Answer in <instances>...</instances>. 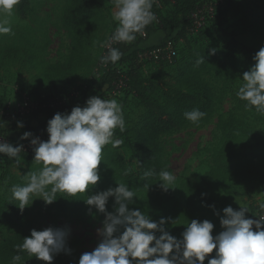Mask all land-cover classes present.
<instances>
[{"label":"rangeland","instance_id":"rangeland-1","mask_svg":"<svg viewBox=\"0 0 264 264\" xmlns=\"http://www.w3.org/2000/svg\"><path fill=\"white\" fill-rule=\"evenodd\" d=\"M31 2L33 11L29 17L20 18L15 6L9 17L11 32L0 34V108L5 110L0 126L18 131L17 135L11 136L13 145L15 140L22 139L25 132L33 135L34 132L29 128L38 123L32 115L21 117L16 114L17 104L24 99H37L40 95L57 90L73 94L78 88L85 86L98 71L103 49L101 45L118 24L112 16L116 10L114 6L106 13V20L97 28L95 41L89 49L92 58L84 60L75 50L63 25L66 0ZM206 6L207 4L199 15L203 30L197 34L190 33L188 41H204L223 47L236 44L241 50L264 47V20L258 19L264 8V0H223L212 11ZM158 8L163 14L167 13L173 8V0H160ZM168 39V32L157 30L143 38L139 46L158 45ZM186 42L181 39L176 41L177 54L185 48ZM167 59L160 57L140 62L136 55L133 60L120 66L128 70L129 64L130 67L138 64V72L145 81L136 87L137 92L147 86L154 94H158L169 84L170 69L160 64ZM242 77L243 74L237 80L229 82L215 72L203 73V80L213 92L212 115L203 123H191L161 136L167 146L172 174L176 177L172 184L176 198L163 204L158 215L160 220L165 218V229L178 239L183 238L182 233L187 227L184 224L192 219L200 222L207 219L212 222V234L215 237L224 230L221 217L224 216L225 207L232 206L234 210H239L241 206H247L250 212L246 216L253 218L261 210L258 205L264 203V192L253 178L227 181L218 189L207 188L197 178L212 168L215 154L224 146L226 137L220 124L231 114H236L247 122L250 132L264 138L263 115L254 106L244 107L246 101L236 96V91L243 83ZM116 100L122 106L124 118L135 116L143 108L137 93L124 94ZM40 117L44 115L40 114ZM119 140L122 143L118 147L107 145L102 156L107 150L129 155V145L124 139ZM250 143L252 146L254 140H250ZM19 160L18 164L16 158L9 159L6 154L0 153L1 201L13 199L10 190L12 185L25 184V175L42 168V164L34 161V156L19 153ZM235 191L239 193L235 194ZM32 199V203L24 208L27 219L21 227L11 228L0 223V243L16 233L31 235L33 229H65L68 232L66 243L70 244L76 254L73 264H79L82 254L92 252L99 245L103 237L98 230L103 228L107 213L116 209L114 196L109 197L106 212L103 213L86 202L80 213L71 214L60 211L53 203H46L42 197L33 196ZM138 199L139 196H136L133 201ZM161 234L157 232V236Z\"/></svg>","mask_w":264,"mask_h":264},{"label":"trees","instance_id":"trees-1","mask_svg":"<svg viewBox=\"0 0 264 264\" xmlns=\"http://www.w3.org/2000/svg\"><path fill=\"white\" fill-rule=\"evenodd\" d=\"M211 1L173 0V8L165 14L161 12L156 2L154 3L153 9L157 20L148 25L145 31L150 34L162 30L168 32L169 39L153 46L165 45L170 40L175 43L180 39L187 41L185 48H182L179 54L160 63L170 70L169 84L158 94H154L147 86L137 92L136 87L141 86L145 81L138 72L140 69L138 64L133 67L129 64L128 70L120 66L133 60V57L142 49L143 46H139V43L143 37L137 34L136 40L131 44L116 46L123 52L122 58L116 64L109 62L103 67L100 65L102 53L100 54L98 71L88 83H85V86L74 92H79L77 96L74 93L65 94L57 90L44 96L40 95L36 99L47 104L52 100H58L59 103L46 105L32 112L31 115L38 122L37 126L29 128L34 133L47 131L48 121L55 114H70L75 106H86L90 97L98 94L104 87L111 88L113 82L123 77H127V86L122 95L137 93L143 105L142 110L135 116L124 118L123 132L118 128L114 132L115 139H124L127 142L131 150L130 154L107 150L98 165L100 180L96 185L90 186L85 193H79L76 196L62 192L56 194V199L52 203L60 211L71 214L80 213L88 196L114 188L120 182L127 184L139 196L138 200L129 205L131 209L144 211L153 221L157 223L160 221L158 213L162 205L176 198L172 185L164 190L161 187L163 182L159 181L161 170L172 173L167 146L161 140V136L191 124L192 122L185 118L184 113L193 109L206 113L198 123H203L210 118L214 109L213 92L203 80V73L215 72L225 80L233 82L255 65L254 56L260 50L257 48L241 50L236 44L223 47L207 44L204 41L196 40L193 43L188 41L190 33L197 34L203 30L202 27L194 28V14ZM114 6L113 0H66L62 15L63 25L75 50L84 60L92 58L89 49L95 41L97 28L106 20V13H109ZM16 9L20 18L27 19L33 11L31 0H20ZM258 19L264 20V8ZM213 50H215L214 54ZM198 59H202L203 62L198 64ZM40 114L44 115V119H41ZM220 125L226 142L215 154L212 168L204 175L197 177L200 183L207 188L218 189L227 181H244V179L253 178L264 192V138L250 132L247 122L236 114H231ZM10 131L11 129L0 127V135L11 137ZM28 139L29 137L15 140L14 146H19ZM250 140H254L252 146ZM236 148L242 150L237 151ZM246 148L249 149L244 150ZM20 153L35 156V151ZM146 172L152 174L145 177ZM26 215V210L21 211L19 208L18 201L0 200V223L11 228L21 227L27 219ZM28 236L30 235L16 233L0 243V264H11L12 257L17 255L16 245L22 244L24 237ZM20 255L21 260L18 264H49L35 256L31 257L26 251ZM75 258L76 254L72 251L70 244L66 243V250L54 254L51 264H73Z\"/></svg>","mask_w":264,"mask_h":264},{"label":"clouds","instance_id":"clouds-1","mask_svg":"<svg viewBox=\"0 0 264 264\" xmlns=\"http://www.w3.org/2000/svg\"><path fill=\"white\" fill-rule=\"evenodd\" d=\"M155 2L113 0L116 10L112 16L118 25L108 42L101 45L107 48V54L101 57L105 65L116 64L123 56L119 48L110 46L111 43L131 44L137 34L146 35V27L157 20L152 11ZM19 3L20 0H0V34L11 32L9 17ZM254 60L255 65L243 73V83L236 96L246 101V108L254 106L264 115V47L256 53ZM202 62V59L197 60L198 64ZM205 115L199 109L184 113L193 124H198ZM117 128L121 132L125 130V119L116 99L92 96L86 106H75L70 114H55L47 125L49 139L31 140L35 146L34 161L42 164V168L25 175V184L12 185L10 189L21 211L32 203L33 196L42 197L51 204L58 192L76 196L96 185L100 180L98 165L104 148L109 144L118 147L122 143L113 139ZM31 135V132H25L22 139ZM22 149L23 145L13 146L0 140V153L9 159L16 158L18 164ZM151 174L146 172L144 175ZM159 177L164 190L170 188L176 178L167 170H161ZM112 196L115 197V212L107 213L103 228L98 230L103 239L92 252L82 254L79 264H204L214 250L215 256L208 264H264V215L247 217L246 213L250 212L247 206H241L239 210L225 207L221 217L224 230L215 237L212 222L192 219L184 224L187 227L182 233L183 238L178 239L165 229V218L157 223L144 211L129 207L137 195L125 183L119 182L118 187L88 196L86 203L103 213ZM258 207L264 211V203ZM157 231L162 234L157 236ZM67 235L68 232L61 228L33 229L22 244L16 245L17 255L12 257L11 264H18L20 253L25 251L31 257L51 264L54 254L66 250Z\"/></svg>","mask_w":264,"mask_h":264},{"label":"built area","instance_id":"built-area-1","mask_svg":"<svg viewBox=\"0 0 264 264\" xmlns=\"http://www.w3.org/2000/svg\"><path fill=\"white\" fill-rule=\"evenodd\" d=\"M221 1L223 0H212L210 3H206L207 4L206 8L212 11L214 10V8H216V6L219 5ZM156 4L159 5L160 0H156ZM152 11L155 13L154 9H152ZM200 13H201V9H198L196 13L194 14V18H195L194 28L195 29H198L202 25V22L199 19ZM115 28H113V30L107 35L104 44L108 42L112 33L115 31ZM145 32H146V35L142 36L143 38L148 36L147 31ZM120 44H126V43L113 42L111 43L110 46L116 47ZM101 53H102V56L106 55L107 48L103 47ZM176 54H177L176 43L170 40L165 45H162V46H157V47L143 46L142 49L138 51L137 57L139 61L142 62V61H150V60L158 59L160 57L172 58L176 56ZM100 65H102L103 67L106 66L102 62L100 63ZM97 69H99V67ZM126 86H127V77H123L113 82V85L111 86V88L104 87L98 94L94 96H99L100 98H105V99H116L117 97L123 94V90L126 88ZM78 94L79 92L74 93L75 96H77ZM58 103H59L58 100H52L50 101V103L47 104L43 101H39L36 99H24L23 101H20L17 104L15 113L21 117H27L31 115L32 112L36 109L43 108L46 105H57ZM4 115H5L4 108H0V121L1 119L4 118ZM34 138H39L42 141H47L49 139V133L45 131V132H40V133H34L33 135H31L28 140H25L24 142L20 144V145H23V149L21 150V152H33L34 151L35 146L31 144V140ZM0 140L7 142V143H11L13 145L11 137L7 135H4V134L0 135ZM256 215L257 216L264 215V211L260 210ZM253 218H257V217L254 216ZM214 256H215V250L213 251V253L208 254L204 263L208 262V260Z\"/></svg>","mask_w":264,"mask_h":264},{"label":"crops","instance_id":"crops-1","mask_svg":"<svg viewBox=\"0 0 264 264\" xmlns=\"http://www.w3.org/2000/svg\"><path fill=\"white\" fill-rule=\"evenodd\" d=\"M41 119H44V117H41ZM0 127L6 128V126H0ZM6 129H8V128H6ZM17 133H18V131L15 129L10 131L11 136H15V135H17ZM204 264H208V262H206Z\"/></svg>","mask_w":264,"mask_h":264}]
</instances>
